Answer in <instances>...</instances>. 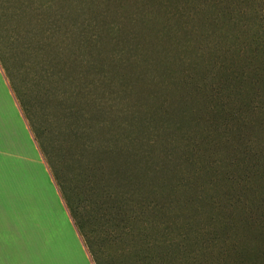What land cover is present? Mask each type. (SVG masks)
<instances>
[{"label":"trees","instance_id":"16d2710c","mask_svg":"<svg viewBox=\"0 0 264 264\" xmlns=\"http://www.w3.org/2000/svg\"><path fill=\"white\" fill-rule=\"evenodd\" d=\"M123 1L0 0L1 68L79 229L71 197L109 200L114 172L124 186L157 193L159 185L178 198L170 206L182 210L178 249L187 263L203 261L206 249L222 245L235 231L264 236V0H204L188 16L182 12V24L176 25H192L184 36L197 57L183 63L181 81H169L176 77L173 64L152 55L140 62L144 40L137 28L130 33L115 26L116 16L131 26L140 22L144 37L152 15L144 0ZM82 5L87 24L79 23ZM168 82L170 91H185L177 112L164 107L161 91ZM180 115V147L154 140L153 151L136 146L131 159L126 150L149 123L173 120L168 124L179 131ZM115 126L126 128L125 136L114 137ZM99 130L107 136L100 144L92 140ZM134 165L144 172L138 174ZM170 176L178 178L171 183ZM220 186L226 188L218 202ZM199 203L208 206L204 217L215 230L202 232L196 225ZM152 206L155 213L165 208Z\"/></svg>","mask_w":264,"mask_h":264},{"label":"rangeland","instance_id":"374dc122","mask_svg":"<svg viewBox=\"0 0 264 264\" xmlns=\"http://www.w3.org/2000/svg\"><path fill=\"white\" fill-rule=\"evenodd\" d=\"M144 1L152 15L149 20L152 29L149 32L148 27L144 37L139 36L142 30L140 22L131 26L129 21L123 23V19L116 16L118 23L114 25L118 27L120 23L123 30L130 33L137 28L138 37L145 44L140 62L152 55L166 61V65L173 64L175 68L172 71L176 73V77L169 81H181L183 63L187 65L197 54L193 53L192 41L184 36H190L188 29L192 25L185 20L187 27L182 30L176 22L182 24V12L188 16L196 6H203L204 0ZM123 2L128 5V0ZM260 2L261 0H252L253 4L260 5ZM84 6L79 7L78 18L79 23L87 24L89 14ZM105 21L108 27L110 18ZM201 22H205L204 16H201ZM117 35L122 37L121 33ZM242 41L245 42L241 39L239 43ZM158 42H161L160 46ZM155 67L160 68L161 65L157 64L153 69ZM198 73H194L195 76ZM168 83L161 91L166 99L164 107L177 112L180 94L185 91L180 87L172 92L170 90L174 86ZM161 86L159 84L155 87ZM179 117V131H174V125L168 124L173 120L166 121L164 125L154 124V121L149 123L142 136L137 135L134 144L127 148L126 152H131V159L132 150L136 146L153 151L151 145L154 140L166 147L171 143L175 148L180 147L183 136L182 115ZM119 121H125V117H120ZM128 122L129 118L125 125ZM183 125L185 127L187 123ZM101 132L99 130L92 138L96 137L98 144L101 143V138L106 140L107 137L106 132ZM113 133L114 137L117 134L125 136L126 128L115 126ZM146 137L152 140L147 143L144 139ZM119 142L122 143L120 140ZM155 150L158 151L157 148ZM133 167L138 174L144 172L142 169L137 170L136 165ZM119 177L113 172L110 178L115 194L109 200L101 196H81L85 195L83 193L71 197L72 205L77 208V220L83 227L81 232L66 199L60 196L58 187L49 177L48 166L32 141L26 121L0 65V220L4 221L8 216L5 230L0 222V264H191L182 260L178 249L182 246V210L177 211L178 205L170 206L177 197L174 194L168 196L167 188L159 185L157 193H152L147 186L139 188L133 183L124 186ZM177 178L178 176H170L169 181L173 183ZM200 187L206 188L203 184ZM225 188L226 186L217 188L218 202L223 199ZM207 189L211 190L210 187ZM74 190L81 191V187H75ZM178 192L180 191H175L176 196L181 195ZM156 203L165 206L159 213L152 211V205ZM197 206L202 212L198 217L200 221H195L196 225L202 232L215 230L216 225L209 222L208 216L204 217L210 211L206 203H199ZM19 223L21 227H15ZM205 256L206 259L198 264H241V261L238 262L240 258L244 260V264H264V236L235 231L226 235L222 245L206 249Z\"/></svg>","mask_w":264,"mask_h":264},{"label":"crops","instance_id":"0c3cea01","mask_svg":"<svg viewBox=\"0 0 264 264\" xmlns=\"http://www.w3.org/2000/svg\"><path fill=\"white\" fill-rule=\"evenodd\" d=\"M19 216H20V214H19ZM66 216L70 219V215H69L67 212H66ZM7 218H8V216H7ZM7 218L5 217V218H4V221L0 220V222L2 223V226H3V229H4V230H5L6 227H7V226H6V219H7ZM2 219H3V218H2ZM20 219H21V218H20ZM70 223H71V225H72V222H70ZM16 225H17V227L19 226L18 228L21 227V226H20L21 223H19V224H15V227H16ZM22 227H23V226H22ZM17 232H19L18 229H17ZM19 233H20V232H19Z\"/></svg>","mask_w":264,"mask_h":264}]
</instances>
